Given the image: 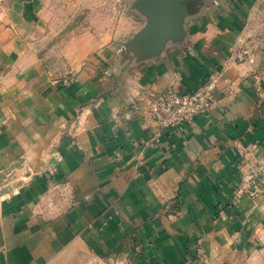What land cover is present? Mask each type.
Returning <instances> with one entry per match:
<instances>
[{"label": "crops", "instance_id": "crops-1", "mask_svg": "<svg viewBox=\"0 0 264 264\" xmlns=\"http://www.w3.org/2000/svg\"><path fill=\"white\" fill-rule=\"evenodd\" d=\"M51 2L0 0V264H264V193L237 195L264 175V0L106 3L50 37ZM208 90L177 128L148 112Z\"/></svg>", "mask_w": 264, "mask_h": 264}, {"label": "built area", "instance_id": "built-area-1", "mask_svg": "<svg viewBox=\"0 0 264 264\" xmlns=\"http://www.w3.org/2000/svg\"><path fill=\"white\" fill-rule=\"evenodd\" d=\"M211 104L210 90L194 93L169 91L161 96L150 98L147 101V108L160 130H164L177 128L185 121L203 115L209 110ZM258 171L263 173L262 165L258 166ZM244 193H248L250 196L264 193V175L262 179L251 176L250 179L242 182L237 190V195Z\"/></svg>", "mask_w": 264, "mask_h": 264}, {"label": "rangeland", "instance_id": "rangeland-1", "mask_svg": "<svg viewBox=\"0 0 264 264\" xmlns=\"http://www.w3.org/2000/svg\"><path fill=\"white\" fill-rule=\"evenodd\" d=\"M62 1L63 0H52L51 2L53 6L61 5L62 10L60 11L59 8L58 9L54 8L50 12L51 14L48 15L52 20V26L50 27L49 32H48V36L50 37L54 36L58 32L60 28V23L71 24L72 19H75V18H77L78 21H83V27L80 28L81 29L80 31L82 32L88 31L91 25L90 20L97 22L98 20H100L101 18H103L109 13L106 10L107 8L106 3L114 4L117 9L119 8L118 7L119 5H122V3H124V0H87L86 1L87 4H95V6L93 7L94 11H91L90 9H87V8H83L82 10L78 11V13H76V15L78 14V16L74 14V16H76L74 17L73 16L74 11H72L73 9L66 6L67 3L69 2L65 3L66 4L65 5L64 2ZM67 28H71V27H67ZM66 30L69 31L70 29L69 30L66 29ZM68 33L69 32H67L66 35H68Z\"/></svg>", "mask_w": 264, "mask_h": 264}, {"label": "water", "instance_id": "water-1", "mask_svg": "<svg viewBox=\"0 0 264 264\" xmlns=\"http://www.w3.org/2000/svg\"><path fill=\"white\" fill-rule=\"evenodd\" d=\"M155 1V0H154ZM169 0H167V2H168Z\"/></svg>", "mask_w": 264, "mask_h": 264}]
</instances>
